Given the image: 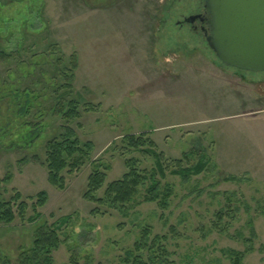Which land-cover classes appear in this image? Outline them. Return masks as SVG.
Here are the masks:
<instances>
[{
	"label": "rangeland",
	"instance_id": "1",
	"mask_svg": "<svg viewBox=\"0 0 264 264\" xmlns=\"http://www.w3.org/2000/svg\"><path fill=\"white\" fill-rule=\"evenodd\" d=\"M10 1L0 2L7 3L0 9L7 28L0 48H17L25 30L17 58L0 60V130L18 93L9 75L21 78V68L38 60L32 80L51 85L52 63L57 57L69 63L77 53L73 97L82 109L93 108L72 126L95 148L92 161L66 174L59 189L48 179L45 138L18 148L0 132V195L9 201L20 193L28 204L24 217L0 223V251L15 260L32 245V205L46 192L38 212L60 235L56 264H264V86L179 30L176 20L190 0ZM48 120L50 131L62 124ZM141 134L154 146H127V135ZM203 156L208 166L201 174L187 180L172 174ZM130 159L142 173H157L159 199L146 200L153 180L118 209L84 198L95 168L107 174L97 193L103 198L107 185L129 172Z\"/></svg>",
	"mask_w": 264,
	"mask_h": 264
},
{
	"label": "trees",
	"instance_id": "2",
	"mask_svg": "<svg viewBox=\"0 0 264 264\" xmlns=\"http://www.w3.org/2000/svg\"><path fill=\"white\" fill-rule=\"evenodd\" d=\"M2 0H0L1 2ZM29 0L28 3H30ZM14 2V0L10 1ZM7 3H5L6 5ZM0 3V9L5 6ZM27 10L31 11L28 6ZM1 16V15H0ZM13 19V18H11ZM7 28L0 25V36L6 32ZM24 30L21 27L20 39L24 37ZM12 34L8 33V35ZM18 39V38H17ZM15 40L17 48L7 51L6 48H0V60H14L19 55L18 48L21 47L20 39ZM23 40V38H22ZM20 49V48H19ZM58 46L53 47V54L57 57ZM57 62V63H56ZM41 61L30 62V67L21 68V78L17 73L9 75L10 81H15L18 85L13 88L18 89V93L12 94V102L9 103V121L1 128L3 137H8L10 144L14 147L32 148L40 139L45 138L42 143L45 153V167L48 171L49 182L59 189L66 188V174L74 173L80 169L86 162L92 161V153L95 144L92 141H83L72 126L75 122L82 118V110H91L90 105H84L82 109L81 103L73 97V83L76 78V70L78 69V54H73L69 63L64 61V57H57L52 63L53 71L57 72L55 80L50 82L51 85L45 83L48 76L43 81L45 85L40 87V83H34L32 78L37 74ZM56 63V64H55ZM44 75V74H41ZM54 76V73L52 74ZM31 81V83H29ZM25 83V85H23ZM23 89V91H21ZM21 92V93H20ZM20 96V97H19ZM45 98L44 102L38 103L39 98ZM59 119L62 124L55 130L50 131L49 118ZM147 135H127L125 142L130 145L131 149H139L149 143L154 146L152 141L145 139ZM157 154V153H156ZM158 157V155H157ZM180 163V161H178ZM160 174L165 177L166 170L160 159L157 161ZM129 172L121 179L109 183L105 190L103 198L97 196L107 179V174L101 168H95L88 179L87 191L84 198L90 202L108 205L115 209L123 207L129 202L140 185H144L149 180H153V186L146 200H157L161 194V183L156 179V172L150 176L142 173L135 159L127 161ZM208 166V160L203 156L191 167H182V164L172 172L174 175H180L183 179H189L191 176L201 174ZM11 176V175H10ZM10 176L6 179H10ZM5 179V180H6ZM7 181V180H6ZM47 202V193L41 192L38 199L33 203V209L37 214V219H31L35 223V231L32 245L23 248L17 258L14 260L8 253L0 251V264H56L53 253L61 244V238L54 224H49L46 220L40 219L38 212ZM28 204L22 199V195L17 193L15 197L7 201L0 195V223L10 224L16 220L17 216L24 217ZM93 211L98 212L99 208ZM131 256L132 253H129ZM78 264V263H75Z\"/></svg>",
	"mask_w": 264,
	"mask_h": 264
},
{
	"label": "water",
	"instance_id": "3",
	"mask_svg": "<svg viewBox=\"0 0 264 264\" xmlns=\"http://www.w3.org/2000/svg\"><path fill=\"white\" fill-rule=\"evenodd\" d=\"M209 47L228 67L264 71V0H206Z\"/></svg>",
	"mask_w": 264,
	"mask_h": 264
},
{
	"label": "flooded vegetation",
	"instance_id": "4",
	"mask_svg": "<svg viewBox=\"0 0 264 264\" xmlns=\"http://www.w3.org/2000/svg\"><path fill=\"white\" fill-rule=\"evenodd\" d=\"M188 7V11L182 12L177 18L176 26H178L180 31H187L193 40L199 38L208 46V38L211 36L212 14L206 4V0H190ZM237 71L242 78L246 79L248 74L259 76L254 82L258 87L264 86V71L240 69Z\"/></svg>",
	"mask_w": 264,
	"mask_h": 264
}]
</instances>
